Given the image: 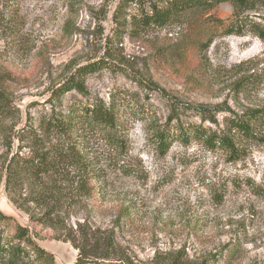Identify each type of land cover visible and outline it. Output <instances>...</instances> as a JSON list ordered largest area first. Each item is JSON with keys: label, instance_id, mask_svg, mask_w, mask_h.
<instances>
[{"label": "rangeland", "instance_id": "1", "mask_svg": "<svg viewBox=\"0 0 264 264\" xmlns=\"http://www.w3.org/2000/svg\"><path fill=\"white\" fill-rule=\"evenodd\" d=\"M120 6L0 0V71L18 108L0 120V211L13 217L0 238L28 226L56 264H74L78 249L36 220L47 211L74 230L114 234L120 264H264V125L258 140L238 141L237 160L193 134L165 154L155 140L166 128L220 130L232 112L264 107V41L250 30L227 34L220 19L231 18L229 2L137 30L138 4ZM93 62L101 67L85 76L86 94L51 97ZM114 96L119 142L92 128L62 134L46 126L54 115L67 119L80 104ZM216 106L225 111L213 123L202 109ZM34 150L58 154L54 169L10 179L12 157Z\"/></svg>", "mask_w": 264, "mask_h": 264}, {"label": "trees", "instance_id": "2", "mask_svg": "<svg viewBox=\"0 0 264 264\" xmlns=\"http://www.w3.org/2000/svg\"><path fill=\"white\" fill-rule=\"evenodd\" d=\"M223 2L231 3L234 8L231 18L226 23L220 19V23L226 27L227 34L242 35L246 30H250L264 41V22L258 20V18L264 20V15L257 12L260 9L264 10V0H121L120 7L126 10L128 4H138L139 14L133 16L131 21V25L137 30L144 26L162 27L176 22L184 13L192 11L194 8L204 7L208 10ZM252 11L255 12L252 14L254 17L249 16L248 12ZM119 22L120 25L123 24L121 21ZM100 67L99 62L78 67L76 72L63 84L53 89L51 97L59 99L65 92L74 89L86 94L85 76ZM1 76L0 71V120L13 117L18 112V108L3 85ZM242 84L245 88L248 79ZM219 111H225V109L219 106L211 110L202 109V112L206 114L204 117L213 123L217 122L215 116ZM120 118L121 109L114 96L110 103L94 100L87 105L80 104L73 108L67 119H61L54 115L46 122V126L48 129H55L62 134H71L79 128H92L109 137L111 141L119 142L120 137L117 135L120 131ZM174 118L170 120L172 121ZM263 125L264 107L251 108L242 114L232 112L231 115H227L223 129L206 130L203 126L174 130L166 128L155 135V140L159 151L165 154L177 138L187 140L193 134L196 138L203 140L208 147H219L230 153L232 160H237L242 153L237 147L238 141L243 139L258 140L259 133H261L260 127ZM31 134L37 138L38 130L33 129ZM59 159L58 154H52L49 150H34L26 157L17 154L12 157L9 163L8 174L10 179L17 182H23L28 177H41L52 171ZM11 219L13 217L0 211V233ZM36 220L51 226L54 230L61 231L63 240L70 242L78 249L77 260L74 264H120L121 258L116 253L114 234L98 235L92 231H83L79 229L82 225L74 230L73 227L61 222L58 217H54L52 212L47 211ZM35 237L28 226L17 224L14 235L8 239L0 238V261L5 264H56L53 253L42 247Z\"/></svg>", "mask_w": 264, "mask_h": 264}]
</instances>
